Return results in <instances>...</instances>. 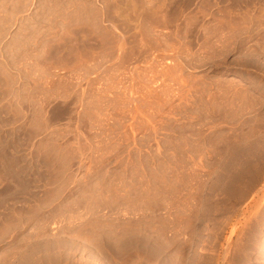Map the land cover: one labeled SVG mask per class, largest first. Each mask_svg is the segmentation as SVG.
<instances>
[{
	"label": "rangeland",
	"instance_id": "374dc122",
	"mask_svg": "<svg viewBox=\"0 0 264 264\" xmlns=\"http://www.w3.org/2000/svg\"><path fill=\"white\" fill-rule=\"evenodd\" d=\"M263 122L264 0H0V264H264Z\"/></svg>",
	"mask_w": 264,
	"mask_h": 264
},
{
	"label": "bare ground",
	"instance_id": "6f19581e",
	"mask_svg": "<svg viewBox=\"0 0 264 264\" xmlns=\"http://www.w3.org/2000/svg\"><path fill=\"white\" fill-rule=\"evenodd\" d=\"M236 81H237V80H236ZM248 114H249V113H248ZM253 118H254V117H253ZM263 123H264V122H263ZM257 136H258V135H257ZM244 156H245V155H244ZM246 158H247V157H246ZM240 159H241V158H240ZM243 159H245V158H243ZM238 161H239V160H238ZM240 162H241V161H240ZM241 163H243V162H241ZM243 164H244V163H243ZM250 171H251V170H250ZM263 178H264V176H263ZM186 198H187V197H186ZM186 198H185V199H186ZM188 200H189V199H188ZM188 200H187V201H188ZM185 202H186V201H185ZM188 202H189V201H188ZM185 206H186V204H185ZM187 207H188V206H187ZM185 210H187V209H185ZM195 210H196V209H195ZM192 211H193V210H192ZM193 212H194V211H193ZM232 212H233V211H232ZM236 212H237V211H236ZM187 213H188V212H187ZM184 214H185V213H184ZM188 215H189V213H188ZM192 215H193V214H192ZM233 215H234V214H233ZM235 215H236V214H235ZM185 216H186V215H185ZM195 216H196V215H195ZM231 216H232V215H231ZM253 216H254V215H253ZM259 217H260V216H259ZM185 218H186V217H185ZM187 218H188V217H187ZM187 218H186V219H187ZM189 218H190V217H189ZM195 218H196V217H195ZM195 218H194V219H195ZM258 219H259V218H258ZM189 220H190V219H189ZM192 222H193V221H192ZM256 222H257V221H256ZM186 223H187V222H186ZM257 224H259L260 228H261V227H264V216L261 217V218L259 219V222H258ZM186 226H187V225H186ZM186 226H185V227H186ZM193 226H194V225H193ZM249 226H250V225H249ZM253 226H254V225H253ZM187 227L189 228V226H187ZM233 228H234V227H233ZM251 228H252V227H251ZM254 229H255V228H254ZM187 230H188V229H187ZM233 231H234V229H233ZM233 231L231 232V235H233ZM256 231H257V230H256ZM186 233H188V232H186ZM189 233H190V232H189ZM193 233H194V232H193ZM187 235H188V234H187ZM231 235H230V236H231ZM260 236H261V234H260ZM260 236H259V241L261 240V239H260V238H261ZM188 238H189V237H188ZM229 238H230V237H229ZM234 238H235V237H234ZM237 238H238V237H237ZM262 238H263V237H262ZM228 240H229V239H228ZM184 241H185V240H184ZM228 242H229V241H228ZM261 242H262V241H261ZM184 244H185V243H184ZM254 244H255V243H254ZM242 246H243V245H241V247H242ZM244 246H245V245H244ZM185 247H186V246H185ZM241 247H240V248H241ZM246 248H247V247H246ZM238 249H239V248H238ZM185 250H186V249H185ZM234 251H235V250H234ZM233 253H234V252H233ZM237 253H238V252L235 251V258H234V259H235V263H234V264H248L247 261L241 259L240 256L237 257ZM185 254H186V253H185ZM188 255H189V253H188ZM194 256H195V255H194ZM186 258H187V257H186ZM188 260H189V259H188ZM191 260H192V258H191ZM219 261H220V260H219ZM227 261H228V260H227ZM230 261H231V260H230ZM184 262H185V260H184ZM186 262H187V261H186ZM221 264H222V263H221ZM225 264H226V263H225Z\"/></svg>",
	"mask_w": 264,
	"mask_h": 264
}]
</instances>
